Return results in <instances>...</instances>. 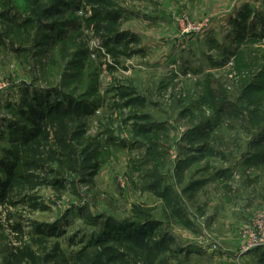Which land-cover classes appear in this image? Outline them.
I'll return each instance as SVG.
<instances>
[{"label":"rangeland","instance_id":"374dc122","mask_svg":"<svg viewBox=\"0 0 264 264\" xmlns=\"http://www.w3.org/2000/svg\"><path fill=\"white\" fill-rule=\"evenodd\" d=\"M262 214L264 0H0V264H264Z\"/></svg>","mask_w":264,"mask_h":264},{"label":"trees","instance_id":"16d2710c","mask_svg":"<svg viewBox=\"0 0 264 264\" xmlns=\"http://www.w3.org/2000/svg\"><path fill=\"white\" fill-rule=\"evenodd\" d=\"M35 106H40L39 103H31L30 105V121L33 124V129L31 131V135L29 136L28 140L30 143H34L35 145H39V142L43 140H48L50 138V129L55 127L56 125H59L61 127H65L66 123L68 122H74V119H81L82 114L77 111V109L71 107L72 104L68 105V107L60 106L59 109L55 112V115H45L41 111L40 108H35ZM81 117V118H80ZM14 169L8 171V176L10 181L13 182L14 177ZM11 186V184H10ZM12 187V186H11ZM9 187L7 189L10 190ZM6 191V189H5ZM5 196V194H3ZM16 229V228H14ZM163 245V244H161ZM157 245V247H149V249L154 250L155 248L161 249L162 246ZM15 260L19 261L21 263L25 259H32L33 253L30 251V249H24L20 251V255H15Z\"/></svg>","mask_w":264,"mask_h":264},{"label":"built area","instance_id":"2783aa9c","mask_svg":"<svg viewBox=\"0 0 264 264\" xmlns=\"http://www.w3.org/2000/svg\"><path fill=\"white\" fill-rule=\"evenodd\" d=\"M257 225L258 230L251 235V246L246 251L264 249V214L261 215Z\"/></svg>","mask_w":264,"mask_h":264}]
</instances>
